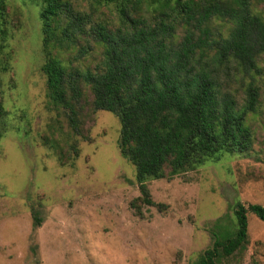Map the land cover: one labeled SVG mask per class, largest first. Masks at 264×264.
I'll use <instances>...</instances> for the list:
<instances>
[{"label":"rangeland","instance_id":"1","mask_svg":"<svg viewBox=\"0 0 264 264\" xmlns=\"http://www.w3.org/2000/svg\"><path fill=\"white\" fill-rule=\"evenodd\" d=\"M69 1L93 19L117 25L112 9L92 0ZM251 1L264 17V0ZM42 5L6 0L0 18V103L6 111L0 137V264H193L212 245L213 233L236 229L237 202L264 205V56L254 76L258 105L245 121L252 148L148 180L154 204L147 205L134 165L120 154L118 117L95 109L81 81L74 130L67 112L46 96ZM231 27L226 20L210 23L214 34L226 35ZM182 35L179 28L176 39ZM88 44L81 38L50 50L67 71L84 73L97 68L103 50ZM225 89L242 102L239 82ZM247 217L245 248L221 256L218 264H264V221L250 212Z\"/></svg>","mask_w":264,"mask_h":264},{"label":"trees","instance_id":"2","mask_svg":"<svg viewBox=\"0 0 264 264\" xmlns=\"http://www.w3.org/2000/svg\"><path fill=\"white\" fill-rule=\"evenodd\" d=\"M42 1L46 96L67 112L74 130L81 81L89 86L95 109L118 117L120 154L135 167L144 204H154L148 180L252 148L245 121L259 100L254 76L264 56V17L251 0H92L114 11V27L69 0ZM5 11L6 0H0V18ZM215 19L232 23L226 35L212 32ZM179 28L183 35L177 40ZM81 38L102 46L100 63L93 71H67L50 46L67 47ZM232 80L244 87L242 102L225 89ZM5 114L0 103V137ZM248 212L264 221V205L237 202L236 229L213 233L212 245L193 264H218L221 256L242 251Z\"/></svg>","mask_w":264,"mask_h":264}]
</instances>
